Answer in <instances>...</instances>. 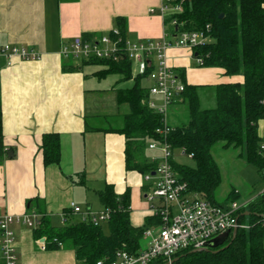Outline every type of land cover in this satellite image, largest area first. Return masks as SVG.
<instances>
[{
  "label": "crops",
  "instance_id": "crops-1",
  "mask_svg": "<svg viewBox=\"0 0 264 264\" xmlns=\"http://www.w3.org/2000/svg\"><path fill=\"white\" fill-rule=\"evenodd\" d=\"M160 4L161 0H0V44L31 49L39 55L37 60L26 62L13 58L10 66L0 57L3 143L5 150L13 153L12 158L6 155L0 162V214L16 217L35 212L59 226L56 221L71 212V204L103 212L99 193L111 187L117 196L129 192L133 228L156 231L157 222L147 225L152 218L144 199L149 183L140 173L125 169V138L117 131L129 112L116 98L118 89H127L119 86L122 76L99 77L103 65L64 58L60 50L84 34H109L118 18L125 20L126 39L158 40L166 31L164 20L168 17L162 16ZM165 56L167 66L183 84L198 87L201 108L204 101H215L214 88L218 85L242 82L240 75L226 76L221 68L198 66L192 50L173 47ZM130 65L135 78L136 64ZM144 81V87L149 88L151 82L146 77L140 82ZM183 111V103L174 98L167 112L168 123L185 122ZM257 127L264 144V119ZM50 133L59 135L60 161L45 166L39 147L43 135ZM148 150L146 157L151 160L153 155ZM229 158L234 169L247 165L238 155ZM237 171L225 182L219 167L221 183L216 192L222 189L223 193L220 198L215 192L217 204L232 203L225 201L232 191L236 201L249 205L264 194V188H255L253 179L244 180ZM96 202L101 208L93 210ZM248 206L241 213L245 225L250 224V216L244 215L249 213ZM101 225H106L107 232V222ZM34 229L22 224L12 227L17 264H85L76 260L70 249H48L44 238H34ZM40 242H44L43 249ZM149 242L150 237L143 235L139 251Z\"/></svg>",
  "mask_w": 264,
  "mask_h": 264
},
{
  "label": "trees",
  "instance_id": "trees-1",
  "mask_svg": "<svg viewBox=\"0 0 264 264\" xmlns=\"http://www.w3.org/2000/svg\"><path fill=\"white\" fill-rule=\"evenodd\" d=\"M173 20L176 25L171 27ZM164 24L169 25L171 32H175L176 27L179 32H187L206 30L209 26L211 41L193 50V54L202 60L201 67H218L225 71L226 76L242 77L241 83L215 87L213 106L204 108L200 106L198 87L184 84V91L174 98L183 103L187 118L185 122L173 125L167 118L170 132L164 138L166 143L172 152L178 149L194 162V166L189 168L171 160L173 172L186 184L188 192L197 193L217 204L214 196L221 183V173L212 155L214 147L239 150L238 157L253 165L264 180V151L260 150L263 143L258 137L257 127L258 122L264 119V0H185L181 2V13L172 14ZM125 27L124 19L115 20V28L119 29L123 39H126ZM93 37L84 34L81 38ZM130 62L94 60L91 64L105 67L99 77L115 73L121 75L123 81L133 79L134 84L130 88L117 90V102L129 108L123 127L117 131L125 138L126 171L143 175L158 164L146 157V151L149 143L161 142L156 129L163 126V121L148 107V87L140 85L144 77H132ZM39 149L45 166L59 164L61 148L58 134L43 135ZM7 153L0 106V162ZM129 197L128 191L117 196L111 187L99 193L101 205L110 211L105 233L102 225L74 220L71 212L64 214L60 226L53 225L46 215L40 214V225L34 229V238H44L47 248L52 250L59 249L56 242L62 244L63 248L75 252L76 260L85 264H96L106 259L111 261L120 251L135 254L139 251L145 227H132ZM235 199L232 191L225 201ZM248 212L249 229H238L233 239L229 235L222 245L212 248L219 252L183 250L175 256L177 261L174 264H264V194L251 202ZM239 216L241 222V213ZM151 222H158V219L152 216L147 225ZM156 264L167 263L157 261Z\"/></svg>",
  "mask_w": 264,
  "mask_h": 264
},
{
  "label": "built area",
  "instance_id": "built-area-1",
  "mask_svg": "<svg viewBox=\"0 0 264 264\" xmlns=\"http://www.w3.org/2000/svg\"><path fill=\"white\" fill-rule=\"evenodd\" d=\"M183 1L185 0L181 2ZM181 2L161 0L158 9L162 16L170 17L172 14L181 13ZM149 12L153 13L154 10L150 9ZM174 25L176 22L173 20L170 26ZM165 27L164 35L158 40L123 39L119 29L113 28L109 34L91 39H74L69 44L63 45L60 50L61 56L68 59L110 62L127 60L136 64L137 75L146 77L151 82L148 88L147 105L161 116L163 121V126L156 129L161 142L148 144L150 150L160 152L159 159H151L158 164L154 170L143 174V181L149 183L144 199L149 205L151 215L158 219L156 231L153 232L151 229L144 231V236L150 237V242L143 250L135 254L120 251L111 261L100 260L96 264H156L157 261L170 264L180 251L205 249L211 240L226 232L231 235L234 229H249V225L240 222L239 216L249 205L248 202L242 204L233 201L227 206H221L205 200L197 193L188 192L186 184L172 170L173 152L164 139L170 132L167 126V112L174 102V97L184 91L185 85L179 75L167 66L166 51L173 47L193 51L211 40L209 26L206 30L187 32H179L177 27L175 32H171L169 25ZM0 57L6 59L10 66L13 58L26 62L37 60L39 55L31 49L0 44ZM196 62L198 66H202V60L197 56ZM260 150L264 151V144L261 145ZM70 207L71 214L76 215L79 221L91 222L94 226L108 222L110 218L108 209L96 213L91 209H81L73 204ZM40 219L41 215L35 212L16 217L5 213L0 214L2 264L18 263L12 227L22 224L30 229L37 228L40 225ZM262 227L264 228V221ZM43 243L39 244L42 249ZM56 243L61 248L62 244Z\"/></svg>",
  "mask_w": 264,
  "mask_h": 264
},
{
  "label": "rangeland",
  "instance_id": "rangeland-1",
  "mask_svg": "<svg viewBox=\"0 0 264 264\" xmlns=\"http://www.w3.org/2000/svg\"><path fill=\"white\" fill-rule=\"evenodd\" d=\"M140 83H141V86H143V87L145 85H147V82H145V81L140 82ZM133 84H134V82L132 80H129V81L120 82L119 86L122 88H130ZM205 92H207V91H205ZM212 104L213 103H211V101H204L202 107L204 108V106H206V107L213 106ZM184 114H185V112L183 111L182 115H184ZM183 118L186 120V115H184ZM175 122H174V124H175ZM238 153H239V150H237V149H235V150H233V149L223 150L220 148V146H216L212 149L213 158L215 159V162H216L218 168L220 167V172L223 173L225 182L228 178L230 179L231 175L234 174L235 171L238 170L237 172L240 173L241 178H243L244 180L245 179H247V180L253 179L254 180V183H253L254 187L258 188V189H263L264 188V181H262L260 179V176L256 172L253 165L247 164L244 167V169H243V166H241L240 169H239V167L235 166V169H234V166H232V163H231L229 156H232V155L235 156V155H238ZM148 154L153 155V157H151V158H155V159H159L161 156L160 152L157 150L156 151L148 150ZM173 159H174L175 163L177 162L180 165H184V166L189 167V168L194 166L193 160L190 159L186 155H182L181 151L178 149L173 151ZM222 193H223L222 189L218 190L216 192V196H219L221 198ZM233 201H236V199ZM99 208H101V206L98 204V202H96V204H94V206H93V210H97ZM99 212H101V211H99ZM75 219H77V217H75L74 220ZM56 222L59 223V226H60V223H62L61 219L57 220ZM102 228H103V231L105 232L106 231V225L103 226Z\"/></svg>",
  "mask_w": 264,
  "mask_h": 264
},
{
  "label": "water",
  "instance_id": "water-1",
  "mask_svg": "<svg viewBox=\"0 0 264 264\" xmlns=\"http://www.w3.org/2000/svg\"><path fill=\"white\" fill-rule=\"evenodd\" d=\"M223 17V15H221L220 16V18H222ZM197 56V55H196ZM12 156H13V153L11 152V151H9L8 153H7V157L8 158H12ZM244 215H249V213H244ZM237 230L236 229H234L233 230V232H232V234H231V236H232V239L236 236V234H237ZM228 236H229V232H226V233H224L223 235H221V236H219V237H217V238H215V239H213V240H211L209 243H208V245L206 246L207 248H205V249H194V251H192L193 253L194 252H213V253H217V252H219V250H212V248H214V247H218V246H220V245H222L223 244V242L228 238ZM221 250V249H220ZM177 261V258H174V259H172L171 261H170V264H174V262H176ZM168 264V263H167Z\"/></svg>",
  "mask_w": 264,
  "mask_h": 264
}]
</instances>
